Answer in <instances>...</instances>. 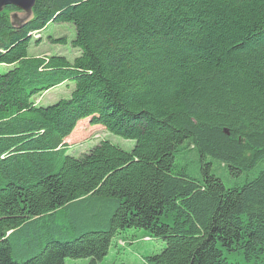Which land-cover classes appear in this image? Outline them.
I'll return each instance as SVG.
<instances>
[{"label":"trees","instance_id":"1","mask_svg":"<svg viewBox=\"0 0 264 264\" xmlns=\"http://www.w3.org/2000/svg\"><path fill=\"white\" fill-rule=\"evenodd\" d=\"M20 13H0V264H99L128 229L165 243L139 264H264V0H37ZM50 24L74 26V61L29 55ZM65 84L69 98L35 104ZM87 119L134 148L67 156ZM178 154L200 178L174 171ZM61 215L75 237L55 239Z\"/></svg>","mask_w":264,"mask_h":264},{"label":"rangeland","instance_id":"2","mask_svg":"<svg viewBox=\"0 0 264 264\" xmlns=\"http://www.w3.org/2000/svg\"><path fill=\"white\" fill-rule=\"evenodd\" d=\"M18 18L23 19L24 14H18ZM52 39H65V45H55L51 43ZM75 39V28L72 24H50L40 33L33 34V42L29 47L30 56H64L70 62L74 61L79 56V50L72 47V42ZM35 40H40L38 45L34 44ZM73 89V84L71 85ZM70 86L60 85L53 88L36 100L35 104H40V107H48L56 104L61 99L69 98ZM68 96V97H67ZM79 133L85 131L84 137L81 141L74 142L69 145L67 156L78 158L87 153L93 147L97 146L100 142H109L113 146L120 148L125 152H131L135 146V142L125 140L119 136L107 132L102 126H91L89 119L77 124ZM201 169L200 162L195 158H186L183 154H178L174 160V171L184 170L186 175L191 177L200 178ZM210 173L219 178L226 187L230 183L227 181V175L221 170L217 164H211ZM63 218V216L61 215ZM62 218L57 220L51 219L49 221L57 222L62 221ZM66 228L60 227L64 234L55 232V239L62 240L71 239L76 236L73 231V226L67 216L63 218ZM68 238H66L67 236ZM63 236V237H62ZM66 236V237H65ZM148 233L142 230L128 229L118 235L112 242L107 257L99 264H132L140 263L143 256L160 253L165 247V243L154 238H144ZM122 242V243H120ZM228 262L232 264H252L244 259L241 255H234L231 253L226 254ZM88 260H66L64 264H87Z\"/></svg>","mask_w":264,"mask_h":264},{"label":"water","instance_id":"3","mask_svg":"<svg viewBox=\"0 0 264 264\" xmlns=\"http://www.w3.org/2000/svg\"><path fill=\"white\" fill-rule=\"evenodd\" d=\"M36 1L37 0H0V13L7 6L15 7L25 15L23 19H19L21 22L31 17ZM13 18L18 19V16L14 15Z\"/></svg>","mask_w":264,"mask_h":264},{"label":"crops","instance_id":"4","mask_svg":"<svg viewBox=\"0 0 264 264\" xmlns=\"http://www.w3.org/2000/svg\"><path fill=\"white\" fill-rule=\"evenodd\" d=\"M84 121L85 120H83L81 122H84ZM81 122H79L78 124H80ZM84 134H85V131L80 134L79 130L77 129V126H76V128L74 129L72 134L66 139L65 143L68 145V147H70L69 145H72V143L81 141L82 138L84 137Z\"/></svg>","mask_w":264,"mask_h":264}]
</instances>
